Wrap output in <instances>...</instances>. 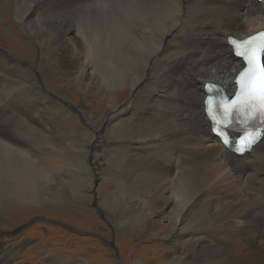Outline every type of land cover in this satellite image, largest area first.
Listing matches in <instances>:
<instances>
[{"label": "bare ground", "instance_id": "6f19581e", "mask_svg": "<svg viewBox=\"0 0 264 264\" xmlns=\"http://www.w3.org/2000/svg\"><path fill=\"white\" fill-rule=\"evenodd\" d=\"M0 26L22 31L31 52L19 63L0 51L1 230L11 209L56 213L71 201L52 184L65 153L76 168L72 197L93 199L118 235L188 250L182 258L168 249L160 264H264V139L245 157L228 150L211 133L203 91L205 82L236 89L243 62L228 37L264 26V1L0 0ZM56 72L86 93H109L106 121L81 112L83 125L66 99L49 92ZM100 157L108 189L95 191ZM246 233L261 237L251 253L242 246ZM27 242L11 248L0 239V264Z\"/></svg>", "mask_w": 264, "mask_h": 264}, {"label": "rangeland", "instance_id": "374dc122", "mask_svg": "<svg viewBox=\"0 0 264 264\" xmlns=\"http://www.w3.org/2000/svg\"><path fill=\"white\" fill-rule=\"evenodd\" d=\"M263 27L264 26H259L258 28L264 29ZM0 28L2 30L0 31V51L5 52L1 55L10 57L8 55V53H10L19 63H23L22 61L29 62L31 60V52L22 39L24 33H22V31L14 33L10 27L6 26H0ZM234 35L238 34L234 33ZM16 42L19 43L16 44ZM46 65L47 61L45 62V66ZM62 70L65 71L66 69L62 68ZM69 70L72 71V68ZM55 74L56 76L49 80L48 91L51 93H58L61 97L66 99V101L73 106L70 109L71 112L79 117V121L82 122L83 125H86V121L82 119L83 117L80 115L81 112L89 115L92 114L98 122L103 116L106 121V117L109 113V103L106 101V97L109 93L105 92L99 94L94 91H88V93H86L82 91L78 85L73 87L69 86L66 78H61L60 73L56 72ZM71 74L72 73H68L70 76ZM211 86L213 85L205 82L203 91L207 93V89ZM87 125L89 126V124ZM89 127L92 128L91 126ZM0 128H2V126H0ZM64 135L65 137L68 136L67 131ZM198 140L197 144L199 146L197 150L200 149L199 151H204L203 147L205 140L203 138ZM68 143L67 140V145ZM96 149L97 147L95 146L90 148L91 155ZM61 152L63 153V151ZM69 159V155L63 153L64 164L60 168V172H57L55 176L57 177V181L54 180L52 182L53 186L63 192H68L67 198L71 200L59 204L61 208L60 212L58 211L55 213L45 209V211L29 212L28 214L25 211L11 209L3 215L1 221L3 227L10 230L0 229V239L3 240L6 238L7 246L11 248L28 241L27 246L16 253L14 257H11L5 264H73V260L75 259H79L80 261L83 260V262L86 261L87 264L90 262L94 264H131L134 259L142 260V262L146 264L145 262L151 259L156 261L155 264H160L158 260L161 254L171 248L175 250V253L179 257L185 258L187 256L188 250H178V242L175 245L170 244L169 246V241L159 238L155 239L150 235H132L129 237L127 233L123 231L121 235H118V232H116L118 228L113 218L105 209L99 208L93 199L91 202L87 198L80 200L72 197L74 188L72 185L74 182L73 174H75L74 171L76 168L74 167L73 161ZM96 166L97 165H94V171L98 174L99 178L97 179V183L95 182L93 184L91 190L94 188V190L96 189L95 191H98L99 186L107 190L108 188H106V185L109 176L106 172L108 164L105 162V158L100 157L97 170ZM56 182H63L64 184L62 183V186H60V184H56ZM244 182L245 180L241 183L242 188H245ZM55 191L58 190L56 189ZM86 191H88V189H86ZM241 197H243V195ZM76 203H82L85 206L78 207ZM50 205L56 204L51 203ZM155 219L158 224L157 227H163L164 219H161L160 216ZM100 222L105 226H102ZM132 223L134 224V228H137L136 223L133 221ZM261 227L260 225V230L262 231ZM123 228L124 225H122V229ZM242 237V244H244L242 246L244 250L251 253L260 246V236L258 240H253V236L250 235V233H246L242 235ZM233 240H235V236H233ZM248 243L249 245L246 247L245 244ZM129 250L135 254L133 253L131 255ZM235 252H238V250L235 249ZM123 257L125 259H123Z\"/></svg>", "mask_w": 264, "mask_h": 264}, {"label": "snow or ice", "instance_id": "6c2138e0", "mask_svg": "<svg viewBox=\"0 0 264 264\" xmlns=\"http://www.w3.org/2000/svg\"><path fill=\"white\" fill-rule=\"evenodd\" d=\"M235 54L243 58L246 68L239 74L238 97L231 101L213 102L209 106L210 118L219 128L218 135H224L225 126L231 127L237 114L249 123L259 119L264 124V32L243 40L231 39ZM257 132L264 138V127L248 133L243 141L245 150L257 141Z\"/></svg>", "mask_w": 264, "mask_h": 264}]
</instances>
